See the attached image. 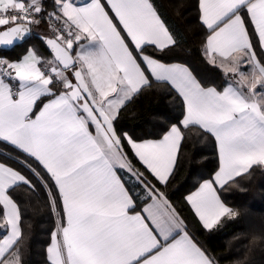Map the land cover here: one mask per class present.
<instances>
[{
    "label": "snow or ice",
    "instance_id": "snow-or-ice-1",
    "mask_svg": "<svg viewBox=\"0 0 264 264\" xmlns=\"http://www.w3.org/2000/svg\"><path fill=\"white\" fill-rule=\"evenodd\" d=\"M171 6L186 27L162 0H0V264H33L34 199L41 264H264V220L233 259L211 243L264 171V0Z\"/></svg>",
    "mask_w": 264,
    "mask_h": 264
},
{
    "label": "trees",
    "instance_id": "trees-1",
    "mask_svg": "<svg viewBox=\"0 0 264 264\" xmlns=\"http://www.w3.org/2000/svg\"><path fill=\"white\" fill-rule=\"evenodd\" d=\"M165 4L167 13L172 17L178 25L186 27L182 17H180L174 7L171 6V0H162ZM186 35L191 38V33L186 31ZM192 47H198L193 41ZM16 52L19 49L15 50ZM7 54H14L9 52ZM155 103L152 105L154 109ZM141 120L151 119L152 111L145 108L140 110ZM210 156V152L207 153ZM199 163V156L193 158L189 157V162H186L182 174L172 186V191L176 192V198L186 194L187 189L191 187L194 180L195 173L192 172L193 165ZM191 173V175H190ZM187 178V182L186 181ZM182 185V186H181ZM264 185V171L257 169L251 177H246L239 187L232 186L224 192L225 198L231 205L241 210V215L238 219L223 225L217 232L216 237L211 241L212 245L216 247L217 251L229 259L235 258V254L243 250V245L247 243L243 236L238 239H233L237 233L246 232L250 225L259 224L264 220V195H262V188ZM29 219L32 224V234L29 238L30 259L33 264H41L42 243L45 240L43 227L46 223V209L35 199L32 201V206L29 208ZM255 259L259 261L260 256L257 254ZM227 264V261L225 262Z\"/></svg>",
    "mask_w": 264,
    "mask_h": 264
}]
</instances>
